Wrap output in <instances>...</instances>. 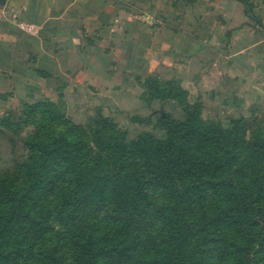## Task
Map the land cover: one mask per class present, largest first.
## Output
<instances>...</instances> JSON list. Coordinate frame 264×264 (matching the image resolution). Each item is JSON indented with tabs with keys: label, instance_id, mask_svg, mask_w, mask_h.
<instances>
[{
	"label": "rangeland",
	"instance_id": "obj_1",
	"mask_svg": "<svg viewBox=\"0 0 264 264\" xmlns=\"http://www.w3.org/2000/svg\"><path fill=\"white\" fill-rule=\"evenodd\" d=\"M244 1L250 6L249 10L238 0L142 2L145 8L142 9V13H137L136 17L144 21V28L148 27L147 30H141L140 39L143 46L148 48L149 70H152V74H148V70L144 69V66L140 68L139 65L137 73L126 76L124 81L126 83L124 86L130 89L134 87L146 105L144 113L138 115H130L126 110L106 108L101 101L91 105L85 98L80 99L76 91L68 92L59 99L53 96L55 103L38 101L42 95L29 100L26 85L31 84L38 90H42L43 86L32 77L33 74L24 61L20 64L13 62V46H6L2 61L5 66L3 72L5 74L12 72L20 83L14 86L9 83L7 77L0 78V181L6 172H12L18 166H29L33 153L28 142L35 136L31 122L36 123L37 127L45 126L41 132L44 136L51 135L55 138L65 134V129L61 126L65 121L89 130H93V127L97 130L98 123L102 118H106L112 121L121 137L129 143H134L142 134H150L160 141L175 140L191 149L200 164H208L204 179H209L210 182L206 183L204 188L208 191L209 199L203 203L200 200L201 202L197 204L198 217L202 216L204 206L212 216L230 209L229 201L237 185L246 187L250 196L248 198L241 194L239 204H235L234 207L242 217L248 216V210L245 209L249 208L251 198L256 193L255 184H261L257 177L264 165L259 156V153L264 151V91L257 90L262 84L248 73L234 77L231 74L233 69L223 61L229 59L233 45L230 41L236 29L241 31L242 37L238 39L239 42L245 39L247 43V39L253 37L252 27L255 28L256 25L250 14L256 11L253 2L258 5L259 2ZM173 24L177 26L175 31H178L175 37L172 35ZM152 32L151 37L149 35ZM158 40L164 42L174 40L176 48L171 45L158 48L154 44ZM200 41L201 49L197 52ZM174 60L179 63L175 69L171 66ZM173 78L180 81L176 82ZM26 102L33 103L27 104L31 106L29 114L25 112ZM41 103L49 104L46 108L35 107ZM49 113L53 114L54 123H49L47 118ZM190 119H192L190 123L194 122L199 131L213 135L205 138H202L201 134L193 136L194 138L191 135L186 136L185 127L179 123L188 122ZM37 166L38 170L44 172L58 169L57 165L49 168L42 161L38 162ZM225 176L232 181L230 185L232 188L225 186L216 190L213 186L217 181L226 180ZM260 177L264 181V176ZM148 194L156 206L166 205L168 202L167 196L162 195L161 190L149 188ZM47 198L44 199L42 195L35 198L40 204L39 208L46 209L44 212L36 209L35 212H43V220L48 222L50 227L33 228L32 224L25 222L15 223L13 231L7 233L0 242V255L5 259L1 264H35L32 257L36 259L37 256L28 254L29 246L35 245L36 250L41 252L53 248L62 251L69 248L78 237L75 229L84 225L85 221L77 223L68 214L59 216L58 211L50 203L51 199ZM199 199L196 198L197 201ZM9 204L4 197L0 198V207L3 210H7ZM251 211L255 213L253 209ZM259 219L260 223L255 227L257 229L252 245L247 244V237L239 234L241 252L233 249V252L223 254L217 243L219 232L208 230L204 235L207 245L210 244L206 245L204 260L200 259V264H264V245L260 241H255L260 228L261 233L264 232L262 229L264 220L260 217ZM141 221L145 228L143 239L146 242L145 253L149 257V264H152L154 258L162 260L166 256L162 252L166 236L161 222L153 218L152 212H148ZM261 235L264 238V233ZM197 237L195 236L189 246L182 251L192 254L195 248L198 250L203 239L201 238L197 247L195 246Z\"/></svg>",
	"mask_w": 264,
	"mask_h": 264
},
{
	"label": "trees",
	"instance_id": "obj_2",
	"mask_svg": "<svg viewBox=\"0 0 264 264\" xmlns=\"http://www.w3.org/2000/svg\"><path fill=\"white\" fill-rule=\"evenodd\" d=\"M238 1L250 9L244 0ZM256 22L264 28L261 21ZM48 104L41 103L35 107L46 108ZM30 108V105L25 106L26 114H29ZM47 118L49 123H54L52 113ZM191 120L179 123L185 127L186 136L194 138L201 134L205 138L213 135L199 131L194 122L190 123ZM31 125L35 136L28 142L33 153L29 166H18L14 171L6 172L0 181V198L4 197L10 203L7 210L0 207V242L13 231L17 222L32 224L33 228L50 227L43 220V210L46 209L39 208L40 204L35 200L41 195L44 199H51L50 203L59 216L68 214L77 223L85 221L84 225L75 229L79 235L69 248L41 252L36 250L35 245L29 246L28 254L37 256L36 259L32 257L35 264H149L145 253L146 242L143 241L145 228L141 221L148 212L161 222L166 236L162 251L166 256L162 260L154 258L152 264H200L206 253L204 234L208 230L219 232L217 243L223 254H229L233 249L241 252L239 234L247 237V244L252 245L259 217L264 220V181L260 177L264 176L263 164L260 170L263 173L259 171L257 177L261 184H255L256 193L249 208L245 209L248 216L242 217L234 207L239 204L241 194L250 196L246 187L237 185L229 201L230 209L212 216L204 206L206 211L198 217L197 204L200 200L203 203L209 199L204 188L210 182L204 179L208 164H200L192 150L184 144L170 139L160 141L150 134H142L134 143H129L106 118L101 119L97 130L65 121L61 125L65 134L55 138L41 133L45 126L37 127L33 122ZM259 156L264 163V151ZM229 160L228 157L227 162ZM40 161L49 168L57 165L58 169L38 170L37 163ZM225 179L217 181L213 187L216 190L231 187L232 181L226 176ZM149 188L161 190L162 195L168 198L167 204L154 205L148 194ZM36 209L43 212H35ZM263 233L260 228L255 237V241H260L262 245ZM195 236H198L197 247L203 239L201 247L198 250L195 248L192 254L182 251ZM3 260L0 255V264Z\"/></svg>",
	"mask_w": 264,
	"mask_h": 264
},
{
	"label": "crops",
	"instance_id": "obj_3",
	"mask_svg": "<svg viewBox=\"0 0 264 264\" xmlns=\"http://www.w3.org/2000/svg\"><path fill=\"white\" fill-rule=\"evenodd\" d=\"M143 1L147 0H9L0 6V78L7 77L14 86L19 82L12 72H3L5 47L13 46V62L24 61L43 86L38 90L27 84L29 100L42 95L38 101L54 102L53 96L59 99L76 91L91 105L101 101L106 108L126 110L130 115L144 113L146 105L134 87L124 86L126 76L137 73L139 65L152 74L148 48L140 39L141 30L148 27L136 17L145 8ZM256 1L259 5L253 2L256 11L250 14L256 25L252 27L253 37L247 43L245 39L239 42L241 31L236 29L229 59L223 61L233 69L234 77L252 75L262 84L257 90L263 92L264 28L256 20L264 24V0ZM21 23L35 26V31L22 30ZM176 27L173 24V37L178 32ZM199 43L197 52L202 45ZM154 44L176 48L174 40ZM175 61L171 65L174 69L179 64Z\"/></svg>",
	"mask_w": 264,
	"mask_h": 264
},
{
	"label": "built area",
	"instance_id": "obj_4",
	"mask_svg": "<svg viewBox=\"0 0 264 264\" xmlns=\"http://www.w3.org/2000/svg\"><path fill=\"white\" fill-rule=\"evenodd\" d=\"M20 28L26 31H35V26L28 23H21Z\"/></svg>",
	"mask_w": 264,
	"mask_h": 264
},
{
	"label": "water",
	"instance_id": "obj_5",
	"mask_svg": "<svg viewBox=\"0 0 264 264\" xmlns=\"http://www.w3.org/2000/svg\"><path fill=\"white\" fill-rule=\"evenodd\" d=\"M9 0H0V6L5 5Z\"/></svg>",
	"mask_w": 264,
	"mask_h": 264
}]
</instances>
